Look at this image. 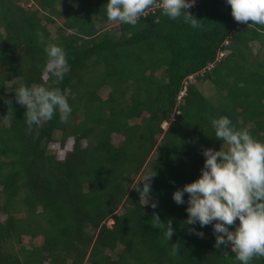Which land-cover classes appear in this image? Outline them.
<instances>
[{"label": "trees", "instance_id": "16d2710c", "mask_svg": "<svg viewBox=\"0 0 264 264\" xmlns=\"http://www.w3.org/2000/svg\"><path fill=\"white\" fill-rule=\"evenodd\" d=\"M190 1L0 0V264H264V0Z\"/></svg>", "mask_w": 264, "mask_h": 264}, {"label": "rangeland", "instance_id": "374dc122", "mask_svg": "<svg viewBox=\"0 0 264 264\" xmlns=\"http://www.w3.org/2000/svg\"><path fill=\"white\" fill-rule=\"evenodd\" d=\"M197 0H194V2H196ZM25 4L28 6V5H30L31 4V2H25ZM59 23H61L62 22V20H59L58 21ZM116 24V22H111L110 23V26H112V25H115ZM54 31H55V29L53 28V27H51V32H53L54 33ZM253 47H254V51L256 52L257 50H258V48H259V44H254L253 45ZM199 87H200V89L206 94V95H212L213 93H214V88H213V85L212 84H210V83H199ZM143 202L145 203V204H147V203H151V199L149 198V196H147V195H145L144 197H143ZM112 223V220H109L108 221V224H111Z\"/></svg>", "mask_w": 264, "mask_h": 264}, {"label": "built area", "instance_id": "2783aa9c", "mask_svg": "<svg viewBox=\"0 0 264 264\" xmlns=\"http://www.w3.org/2000/svg\"><path fill=\"white\" fill-rule=\"evenodd\" d=\"M189 3H190V4H194V0H191Z\"/></svg>", "mask_w": 264, "mask_h": 264}, {"label": "clouds", "instance_id": "9594fccd", "mask_svg": "<svg viewBox=\"0 0 264 264\" xmlns=\"http://www.w3.org/2000/svg\"><path fill=\"white\" fill-rule=\"evenodd\" d=\"M189 79L192 80V76Z\"/></svg>", "mask_w": 264, "mask_h": 264}]
</instances>
